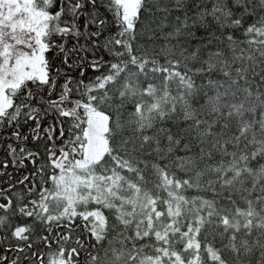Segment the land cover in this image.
I'll return each instance as SVG.
<instances>
[{
  "label": "snow or ice",
  "instance_id": "1",
  "mask_svg": "<svg viewBox=\"0 0 264 264\" xmlns=\"http://www.w3.org/2000/svg\"><path fill=\"white\" fill-rule=\"evenodd\" d=\"M262 62L264 0H0V264H264Z\"/></svg>",
  "mask_w": 264,
  "mask_h": 264
},
{
  "label": "trees",
  "instance_id": "2",
  "mask_svg": "<svg viewBox=\"0 0 264 264\" xmlns=\"http://www.w3.org/2000/svg\"><path fill=\"white\" fill-rule=\"evenodd\" d=\"M82 22H83V21L81 20V23H82ZM69 43H71V41H69ZM46 57L49 59L50 64H51L53 67H58V66H59V64H60V60H59V58L56 56L55 51H50V52H48V53L46 54ZM161 63H163V59H161ZM262 68H264V62L260 63V64L256 67V71L259 72L260 69H262ZM162 82H163V76H162V75L158 76L155 80H151V81L142 80V84H143L144 86H146L147 83L162 84ZM171 87H172L173 90H174L175 87H176V85L173 84V85H171ZM174 94H175V92H174ZM145 99H148V98L146 97ZM132 110H133V109H132L131 106H129L128 109H127V111H132ZM24 131H27V129H24ZM4 135H7V131H5V132H3V133H0V146L2 145V148H3V150H0V169H2V165H3L4 160L9 159L8 156H7V149H6V143H7V142L4 141V139H3ZM43 146H44V141H41V143H40V145H39L41 151H43ZM10 165H11V163H10V161H9V166H10ZM8 172H10V173L13 174V178H14V180H15V179H19V178L24 174L23 171H16V170H14V169H13V170H10V171H8ZM150 178L153 179V180L156 179L155 176H151ZM7 180H8V177H7V176H5V177H0V187H7V184L5 183V181H7ZM202 194H203V193H197V192H195V191H193V190H189V191L186 193V195H188V196L202 195ZM221 205H222L224 208H226V209H231V212H232L233 214L235 213V208H234L232 205H230V204H228V203H226V202H224V201H221ZM238 206H239L241 209H245V208H246V204H245L243 201H238ZM22 222H26V221H22ZM77 222H79V221H77ZM209 231H210L209 229H205V232H209ZM223 231H224L223 226H220L218 229H216L215 233H213L212 235H209V236H208V240H207V241L204 240V233H202V234H201V237H200V239H201V241H202V245H203L204 243H212L215 247H217V248H222V245L227 243V234L225 235L224 239L222 240L218 233H221V232H223ZM254 235H255V233H254ZM72 246H75V245H69V247H72ZM181 247H182V246H181ZM53 249H54V250L56 249V245H55V244H53ZM223 255H224V257H225L226 259L229 260V264H232V260H233L234 258L232 257V255H231L227 250H223ZM185 256H186V258H190V254H189V253H185ZM203 258H204V260L206 261V264H211V262L207 260V255H206V253L204 254V257H203ZM83 259H84V257H83V254H82L81 257H80V264H83Z\"/></svg>",
  "mask_w": 264,
  "mask_h": 264
},
{
  "label": "flooded vegetation",
  "instance_id": "3",
  "mask_svg": "<svg viewBox=\"0 0 264 264\" xmlns=\"http://www.w3.org/2000/svg\"><path fill=\"white\" fill-rule=\"evenodd\" d=\"M13 170V167L10 165L8 171Z\"/></svg>",
  "mask_w": 264,
  "mask_h": 264
},
{
  "label": "water",
  "instance_id": "4",
  "mask_svg": "<svg viewBox=\"0 0 264 264\" xmlns=\"http://www.w3.org/2000/svg\"><path fill=\"white\" fill-rule=\"evenodd\" d=\"M0 147H2V145Z\"/></svg>",
  "mask_w": 264,
  "mask_h": 264
}]
</instances>
